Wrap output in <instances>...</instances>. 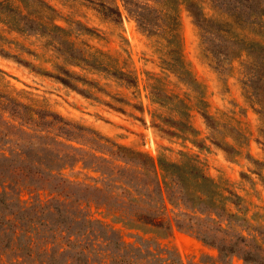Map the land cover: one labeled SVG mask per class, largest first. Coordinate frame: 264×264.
<instances>
[{"label": "rangeland", "instance_id": "obj_1", "mask_svg": "<svg viewBox=\"0 0 264 264\" xmlns=\"http://www.w3.org/2000/svg\"><path fill=\"white\" fill-rule=\"evenodd\" d=\"M0 2L59 25L109 69L69 61L47 35L13 28L0 13V191L8 204L0 203V221L10 219L4 228L18 236L0 245V262L259 264L243 259L250 251L264 264V113L246 85L248 57L210 52L190 11L231 21L234 0ZM244 25L233 27L264 43L258 23ZM177 58L197 85L174 72ZM64 71L84 80L70 78L72 88L52 76ZM49 112L70 124H48ZM136 152L193 164L228 197L225 211L197 206L194 182L182 191L162 171L143 169ZM234 241L239 252L220 256L218 243Z\"/></svg>", "mask_w": 264, "mask_h": 264}, {"label": "trees", "instance_id": "obj_2", "mask_svg": "<svg viewBox=\"0 0 264 264\" xmlns=\"http://www.w3.org/2000/svg\"><path fill=\"white\" fill-rule=\"evenodd\" d=\"M40 2V0H36ZM236 7L230 9L229 15L231 21L218 22L214 19L207 18L197 8L190 9L194 17L195 23L202 30V37L206 44H208V49L210 52L217 54L224 59H232L238 57L242 53H246L248 61L245 63L246 73H248V78L246 80V85L254 93L256 102L260 105L259 112L264 113V43L247 40L240 33L235 31L234 25L245 26L244 24H254L258 23L264 29V23H262V18L264 17V0H234ZM192 5V4H191ZM46 7H49L46 5ZM244 7V8H243ZM246 7L249 8L248 11ZM50 8V7H49ZM0 13L3 14L4 20L6 23L10 24L13 28H16L21 31H36L47 35L50 39V42L53 46L60 51L69 61L75 64H84L86 66L96 68L99 70L109 69L101 61H97L96 58H90L85 56L81 50L74 47L72 42L68 41L65 35V30L56 24H45L44 22L36 19H32L25 14H21L15 9L11 8L9 5H5L0 2ZM141 24V22H140ZM85 30H88L85 28ZM1 38V37H0ZM2 50V49H0ZM176 63L172 64V68L176 73H184V76L181 77L183 81H186L192 85H197L196 81L191 76V73L188 69L185 68L183 62L180 59L175 60ZM178 66V67H176ZM179 68V69H177ZM68 77H63L59 74H53L64 85L70 86L72 88H77L74 83H72L70 78L76 80H84L79 75L64 71ZM119 79H124L125 81L132 82L129 79V75L123 73L118 69H114L112 73ZM163 96L168 100L175 102L176 106H185L183 101L176 95H167L163 93ZM20 107L24 110H28L29 113L33 112L34 109L18 103ZM180 115H184L183 110H179ZM47 115L52 117L51 121H47L48 124L57 121L62 123V125H69L70 123L65 121L60 116L54 113H47ZM204 117L209 118L204 114ZM28 120L35 121L34 117L29 115ZM176 126H184L189 131H192V127L180 120L175 121ZM127 150V148L118 146V150ZM136 155L141 158V166L143 169H150L157 175V172L160 170L163 172L164 179L169 178L171 181H176L181 187V190H184V186L188 183L194 182L197 185V192L199 196L194 201L197 202V206H202L210 209L214 213L219 214V211H225L224 201L228 198L224 196L218 189L219 185L214 182L210 177L205 176L200 173L198 168L193 164L184 162L182 164L170 163L165 161L162 158L157 160L143 154L136 152ZM164 187L169 190V185L167 181L163 182ZM6 191H0V203L5 207L8 206L5 197ZM183 198V196H182ZM153 221H150L152 223ZM10 219H1L0 221V245L4 249L9 248L11 243L17 239L16 236H10L8 234V227L4 225H11ZM180 226L179 223H177ZM14 226V225H13ZM205 239V236L202 237ZM237 240L241 242L244 241V237L237 236ZM238 244L236 241L229 242L228 244L218 243L217 248L220 252V256H228L230 254L238 253L239 250L235 247ZM257 255L251 253L250 251L242 252V257L245 261H255L259 264H263L262 261L256 259ZM24 264L25 262H20ZM18 263V264H20ZM0 264H8L2 263ZM15 264V263H9ZM17 264V263H16Z\"/></svg>", "mask_w": 264, "mask_h": 264}]
</instances>
